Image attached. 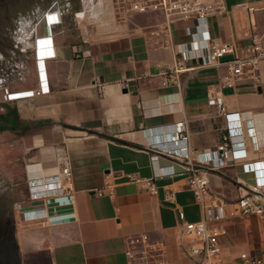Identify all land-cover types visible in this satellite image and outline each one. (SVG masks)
I'll return each mask as SVG.
<instances>
[{
    "label": "crops",
    "instance_id": "crops-1",
    "mask_svg": "<svg viewBox=\"0 0 264 264\" xmlns=\"http://www.w3.org/2000/svg\"><path fill=\"white\" fill-rule=\"evenodd\" d=\"M94 2L79 16L77 6L69 7L54 29L48 94L6 102L0 92V171L9 173L3 169L8 154L25 179V199L17 201L14 218L21 264H133L128 252L147 264H196L185 225L199 221L201 212L182 167L173 164L174 174L156 178L155 194L127 175L152 178L160 168L167 170L170 159L152 162L149 146L182 120L194 154L215 147L225 119L209 95L222 96L226 112L252 120L257 142L264 144V59L256 79L246 73L232 86L223 84L224 64L183 69L173 83L169 68L178 59L177 47L193 39L194 16L182 19L160 9L139 13L126 0ZM263 4L223 0L224 9L208 16L212 39L234 47L222 61L243 56L252 32L264 40ZM36 87L30 56L24 79L10 91ZM244 139L249 159H263ZM64 167L71 172L72 204L38 210L45 222L24 219L22 211L42 207L29 202L27 180L53 179ZM252 181L233 162L208 174L209 190L226 203L224 217L214 224L225 232L219 237L224 264H242L243 254L264 264L263 219L235 207ZM107 183L111 193L98 195ZM142 236L147 240L135 241Z\"/></svg>",
    "mask_w": 264,
    "mask_h": 264
},
{
    "label": "built area",
    "instance_id": "built-area-1",
    "mask_svg": "<svg viewBox=\"0 0 264 264\" xmlns=\"http://www.w3.org/2000/svg\"><path fill=\"white\" fill-rule=\"evenodd\" d=\"M132 3L133 10L143 13L149 9L163 10L167 15H175L185 19L194 16L195 25L191 27L193 39L187 45L177 47L178 59L174 66L169 68L168 80L176 83L177 72L188 69L191 71L209 66L226 65L228 74L223 78V84L232 86L244 74L249 73L256 79L258 77V65L264 59V40L252 32L250 44L246 47L243 56H234L232 59L222 61L226 55L234 52V47L229 43H219L212 39L208 30V16L224 9L223 0H126ZM90 0H82L81 5H87ZM88 6V5H87ZM69 4L60 5L57 2L43 11L31 29L32 45L21 48L20 51L33 56L37 87L28 90L10 91V88L2 87L6 102H16L32 97H39L49 93L46 62L55 57L53 46V31L62 24L64 15L68 12ZM254 6H249L248 11H254ZM264 12V4L261 6ZM77 16H79L77 14ZM194 64H191L193 63ZM196 62V64H195ZM15 61V68L19 70L16 80L24 79L22 66ZM18 68H17V67ZM15 70H13L14 72ZM8 82V81H7ZM210 105L219 108L222 112L225 124L220 132L219 141L215 147L194 154L189 146V133L187 122L179 121L173 125L171 132L167 133L163 140L156 139L150 144L151 160L156 162L159 156L170 159L171 165L167 170L160 168V172L152 178H142L136 175H127L133 182L142 184L150 194L157 192L154 180L158 177L174 174L173 164L182 167L187 176L188 187L194 195L201 212V218L197 222L185 225L186 236L191 240L188 251L196 258V264H224L219 237L224 230L214 224L224 217L226 205L223 198L214 195L208 188V174L223 168L226 164L239 163L243 173L251 174L253 181L246 184V191L236 202V211L241 214H255L264 221V144L257 142L256 132L252 120H242L238 112H226L223 108V98L220 95H209ZM264 117V110H263ZM245 137L251 140V149L259 148L263 153V159H249ZM28 200L31 203L42 204L41 208L22 211V217L29 220H42L38 210H45L49 205L53 210L62 205L72 204L73 190L71 172L64 167L61 174L53 179L33 177L27 180ZM111 193V186L107 183L104 188L96 190L98 195L104 192ZM147 237L136 238L135 241H146ZM128 257L133 264H147L143 259L138 260L132 252ZM137 259V261H136ZM242 264H259L261 261L246 254L241 255ZM158 264H166L159 262Z\"/></svg>",
    "mask_w": 264,
    "mask_h": 264
},
{
    "label": "rangeland",
    "instance_id": "rangeland-1",
    "mask_svg": "<svg viewBox=\"0 0 264 264\" xmlns=\"http://www.w3.org/2000/svg\"><path fill=\"white\" fill-rule=\"evenodd\" d=\"M66 1H68V3ZM94 1L95 0H90V2H88L87 5L91 6L93 3H95ZM55 2H57V4L60 5H65L70 3L69 7L74 8L70 0H57L46 5L40 10L25 12L17 16L14 26L9 30V38L13 43V47L12 48L4 47V52L6 55H8V57L0 53V88L2 87L10 88L11 86H13V84L16 81H18L16 80V78L18 77V73L20 71L15 68V61L17 62L16 64L18 66L20 65L22 66L21 72L23 71L25 75L27 71V67L29 66V57H28V53H24L20 51V49L29 47L31 41V29L33 24L41 15V13L46 9H48L51 6V4ZM81 2L82 0L77 1L76 8L78 10L74 12L77 13L78 15L84 13L83 11L84 5H81ZM89 27L92 29V26ZM105 28H106L105 25L98 26L96 31L100 34L101 31L105 30ZM101 35L102 34H100V36ZM13 70L15 71L13 72ZM6 107H4V111L2 113H5L7 111ZM8 142L9 140H5L4 143L8 144ZM6 155H7L5 159L6 162L3 164V169H5L6 172L9 173H4L0 171V196L13 200L14 204L12 205V210H13V217L15 218V212H16L15 206L17 201L25 199V179L21 174V171H17V172L14 171L12 165L10 164L11 162L10 156L8 154ZM19 164L20 163L18 162L17 164L18 167L20 166ZM22 208L23 207L20 206V209Z\"/></svg>",
    "mask_w": 264,
    "mask_h": 264
},
{
    "label": "water",
    "instance_id": "water-1",
    "mask_svg": "<svg viewBox=\"0 0 264 264\" xmlns=\"http://www.w3.org/2000/svg\"><path fill=\"white\" fill-rule=\"evenodd\" d=\"M57 0H12L8 6L0 10V53L7 56L4 52V47H13V43L9 38V30L14 26L16 18L19 14L40 10L46 5ZM78 0H70L75 2L72 4L76 6ZM0 203L5 205V218L8 219L12 225L14 222L12 199L0 196ZM14 234V233H13ZM0 264H21L20 254L15 240H3L0 237Z\"/></svg>",
    "mask_w": 264,
    "mask_h": 264
},
{
    "label": "flooded vegetation",
    "instance_id": "flooded-vegetation-1",
    "mask_svg": "<svg viewBox=\"0 0 264 264\" xmlns=\"http://www.w3.org/2000/svg\"><path fill=\"white\" fill-rule=\"evenodd\" d=\"M12 0H0V10L8 6L9 2ZM68 3V1H66ZM75 4V2H72ZM70 5V3H69ZM5 205L0 203V232L4 234L14 233V225L5 218Z\"/></svg>",
    "mask_w": 264,
    "mask_h": 264
},
{
    "label": "trees",
    "instance_id": "trees-1",
    "mask_svg": "<svg viewBox=\"0 0 264 264\" xmlns=\"http://www.w3.org/2000/svg\"><path fill=\"white\" fill-rule=\"evenodd\" d=\"M0 237L3 239V240H15V237H14V234L13 233H8V234H4V233H1L0 232Z\"/></svg>",
    "mask_w": 264,
    "mask_h": 264
}]
</instances>
